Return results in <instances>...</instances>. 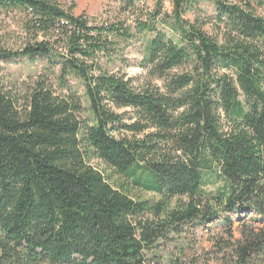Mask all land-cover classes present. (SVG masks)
Here are the masks:
<instances>
[{"label":"trees","instance_id":"trees-1","mask_svg":"<svg viewBox=\"0 0 264 264\" xmlns=\"http://www.w3.org/2000/svg\"><path fill=\"white\" fill-rule=\"evenodd\" d=\"M113 1L96 24L0 0L28 36L0 61L41 66L0 86V264H185L171 246L209 226L215 259L264 264V0Z\"/></svg>","mask_w":264,"mask_h":264},{"label":"rangeland","instance_id":"rangeland-1","mask_svg":"<svg viewBox=\"0 0 264 264\" xmlns=\"http://www.w3.org/2000/svg\"><path fill=\"white\" fill-rule=\"evenodd\" d=\"M52 1L60 4L66 9L73 7V13L76 16L84 15L90 20H93L96 24L122 19L118 5L113 0ZM145 2L147 3L145 9H150L151 6V9L154 8L153 0H145ZM164 8L165 12L170 15L173 13L171 0H166ZM199 8L196 16L187 15L185 18L191 22H195L198 19L201 22H210L215 18L216 11L211 3L202 1ZM25 23V16L20 11H0V42L7 52L12 54L18 53L26 43L28 36L23 30ZM217 26L216 22L213 21L212 24H208L204 30L216 40L221 41V37H217ZM141 51V43L135 45L133 49L129 51V59L133 63L139 62L141 60ZM40 71L41 66L38 63H29L20 57L8 62L0 61V86L20 88L24 83L30 81V79H34ZM125 72L132 78L142 75V70L138 68H131ZM141 197L151 198V195L141 194ZM211 229H213L211 226L200 228V230L197 231V235H186V239L182 237L180 241L175 242L171 246V252L179 250L177 245L184 248L186 247L185 250H187L184 252L185 264H223L219 259H215L212 243L214 237L219 240L221 233ZM235 236L237 239H240L238 226H236Z\"/></svg>","mask_w":264,"mask_h":264}]
</instances>
